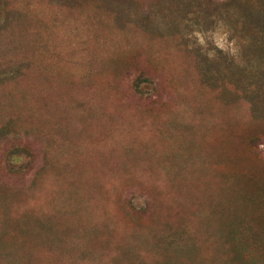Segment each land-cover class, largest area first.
<instances>
[{"label":"rangeland","instance_id":"1","mask_svg":"<svg viewBox=\"0 0 264 264\" xmlns=\"http://www.w3.org/2000/svg\"><path fill=\"white\" fill-rule=\"evenodd\" d=\"M0 264H264V0H0Z\"/></svg>","mask_w":264,"mask_h":264}]
</instances>
